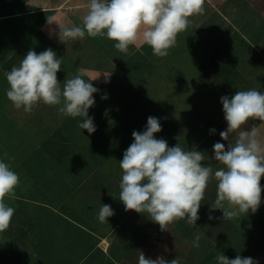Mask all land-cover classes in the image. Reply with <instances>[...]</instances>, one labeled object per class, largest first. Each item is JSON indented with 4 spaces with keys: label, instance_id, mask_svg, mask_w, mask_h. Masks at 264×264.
<instances>
[{
    "label": "crops",
    "instance_id": "obj_1",
    "mask_svg": "<svg viewBox=\"0 0 264 264\" xmlns=\"http://www.w3.org/2000/svg\"><path fill=\"white\" fill-rule=\"evenodd\" d=\"M87 3L0 0V159L21 181L8 201L15 209L10 226L0 233L6 249L20 253L1 257L0 264H27L29 255L34 264H138L140 252L178 264H217L220 253L264 264V175L257 211L231 219L210 209L215 180L196 224L180 218L162 229L145 213L125 211L119 199V160L149 115L160 119L154 135L169 146L195 148L205 155L202 164L221 166L212 148L216 141L228 144L220 136L227 128L220 97L249 88L264 92V0H204V12L189 18L165 57L142 40L121 52L107 37H64L60 29L82 24ZM49 47L62 57L61 84L82 70L97 87L89 108L95 132L80 129L79 118L64 116L59 106L40 103L24 112L6 97L4 72L29 49ZM242 127L255 129L264 144V120L250 118ZM103 203L114 215L101 222Z\"/></svg>",
    "mask_w": 264,
    "mask_h": 264
},
{
    "label": "clouds",
    "instance_id": "obj_2",
    "mask_svg": "<svg viewBox=\"0 0 264 264\" xmlns=\"http://www.w3.org/2000/svg\"><path fill=\"white\" fill-rule=\"evenodd\" d=\"M204 0H88L82 24L60 29L69 39L107 37L114 47L127 52L130 45L142 40L154 55L165 57L176 44L177 34L184 31L189 18L204 12ZM62 57L52 48L37 53L29 49L19 65L4 72L8 87L6 97L15 109L33 111L40 103L59 106L64 116L79 118L80 129L96 131L89 108L95 105L93 93L98 92L82 70L63 81L57 78ZM102 99H107L105 93ZM227 128L220 136L228 141H216L213 157L220 163L215 169L202 164L205 155L194 149L186 150L178 143L169 146L163 137L154 134L162 129L160 119L149 115L141 131L133 130V140L124 150L119 166V199L127 210L145 213L162 229L176 219L186 218L196 224L198 209L211 180L216 183V199L210 209L222 210L224 219H231L249 210L255 213L261 202L264 175V144L255 129L242 127L252 119L264 120V92L249 88L234 95L220 97ZM107 111V110H106ZM210 133L216 131L211 128ZM233 133L235 138L233 139ZM231 134V138H229ZM13 159L9 157V160ZM19 173L4 159H0V233L9 228L15 209L8 202L14 200ZM114 215L111 205L103 203L98 211L101 222ZM211 219V215L209 216ZM200 235L192 241L199 247ZM217 264H258L251 256L229 258L223 253L215 257ZM138 264H178L173 258L153 259L140 252Z\"/></svg>",
    "mask_w": 264,
    "mask_h": 264
},
{
    "label": "rangeland",
    "instance_id": "obj_3",
    "mask_svg": "<svg viewBox=\"0 0 264 264\" xmlns=\"http://www.w3.org/2000/svg\"><path fill=\"white\" fill-rule=\"evenodd\" d=\"M1 236V235H0ZM4 241V239L2 237H0V258L6 256H12V259H16L17 255L20 253V251H17L16 247H13L10 251L7 250L6 248L8 247ZM6 245V246H4ZM30 253V250H29ZM24 259H26L28 262L27 264H34V263H30L31 260V256L29 255L27 258L25 257ZM2 263L4 264V262L2 261Z\"/></svg>",
    "mask_w": 264,
    "mask_h": 264
}]
</instances>
